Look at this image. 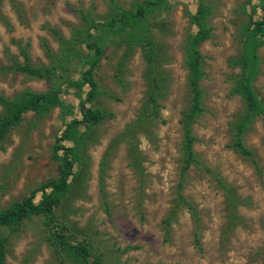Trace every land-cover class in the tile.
<instances>
[{
  "label": "rangeland",
  "instance_id": "1",
  "mask_svg": "<svg viewBox=\"0 0 264 264\" xmlns=\"http://www.w3.org/2000/svg\"><path fill=\"white\" fill-rule=\"evenodd\" d=\"M111 1L129 10L142 0H0V97L47 91L49 82L26 69L56 68L63 52L59 38L73 42L86 20L107 17ZM166 1L167 8L144 16L156 48L155 70L140 46L120 39L106 45L93 71L96 96L90 103L103 117L79 127L77 174L53 215L87 247L93 264H264V120L253 118L242 134L257 170L231 146L233 125L244 112L233 93L244 28L251 7L264 11V0ZM200 5L208 37L198 46L202 101L191 134L202 167H189L180 180V122L190 104L184 43L195 30L189 17ZM257 55L252 87L264 104V47ZM77 73L74 63L69 78L76 80ZM149 75L159 77L151 117ZM59 88V102L73 108L66 118H78L87 87L80 97L73 87ZM61 129L55 106L42 115L24 112L0 137V210L56 178L52 143ZM1 233L4 264H73L48 244L41 216Z\"/></svg>",
  "mask_w": 264,
  "mask_h": 264
},
{
  "label": "trees",
  "instance_id": "2",
  "mask_svg": "<svg viewBox=\"0 0 264 264\" xmlns=\"http://www.w3.org/2000/svg\"><path fill=\"white\" fill-rule=\"evenodd\" d=\"M110 13L102 21L86 20V27L76 31L74 41L59 38L63 48L60 63L56 68L26 69L27 73L43 78L49 82V89L37 93L23 91L13 99L0 97V106L3 115L0 118V137L11 127H14L26 111L36 115L44 114L51 107H59L62 129L54 137L52 143V157L57 162L56 178L48 180L20 201L11 203L0 210V264H4L6 239L1 230H13L23 220L32 216H41L46 232V241L52 249L73 264H93L89 260L87 247L75 238H70L63 226H60L53 215V209L69 190L70 182L77 174L79 164V150L82 136L79 127L89 128L100 122L103 114L100 110L90 106L96 96V85L93 80V71L97 68L103 51L108 43L124 40L128 44L140 46L146 65L149 70L157 67L156 48L149 36L148 24L144 20L146 13L154 10L161 11L168 7L166 0H142L133 4L132 9L126 10L110 2ZM260 7L252 6L244 28L239 61V72L236 76L233 93L241 99L244 107L242 116L233 125V138L231 146L257 170L252 153L242 142V134L252 119L259 116L264 120V104L255 95L252 82L257 74V50L264 47V11L257 14ZM205 8L200 5L197 12L189 17V22L195 30L189 34L184 43V65L187 72L186 83L190 95V104L183 113L180 122L182 161L180 180L189 167H202L196 160L192 147L195 141L191 134V124L201 112L202 91L199 82L202 78L199 44L208 37V30L204 25ZM76 63L78 78L71 80L69 73ZM149 75L147 80L148 94L146 102L149 107V117L154 112L156 104V91L159 89V77ZM66 84L73 87L80 97L82 88L87 91L78 102V118L67 119L72 115L71 106L59 102V86ZM146 115V114H145ZM144 116L138 119L144 121ZM179 188L180 185L178 184ZM178 201L183 204L192 217L195 218L192 207L186 203L181 195L177 194ZM192 242L199 249L197 234L193 233Z\"/></svg>",
  "mask_w": 264,
  "mask_h": 264
}]
</instances>
